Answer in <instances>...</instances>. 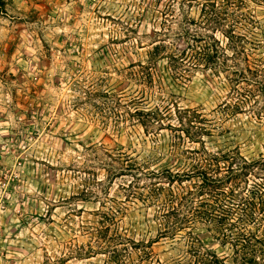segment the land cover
Returning <instances> with one entry per match:
<instances>
[{
  "label": "rangeland",
  "instance_id": "1",
  "mask_svg": "<svg viewBox=\"0 0 264 264\" xmlns=\"http://www.w3.org/2000/svg\"><path fill=\"white\" fill-rule=\"evenodd\" d=\"M204 1L194 2L192 16ZM179 3L5 0L0 264H198L185 231L163 233L157 206L125 189L130 176L112 174L126 163L121 155L140 162L153 155L152 169L189 166L186 150L201 145L178 140L180 132L170 127L179 125L177 107L209 120L211 135L203 137L209 150L264 155V95L255 93L233 111L225 102L248 92L234 93L224 75L202 69L176 85L166 56L182 40L175 39L179 26H166L165 17ZM230 11L244 17L238 30L260 43L254 52L262 58L264 0H245ZM217 37L227 42L221 32ZM136 97L144 100L141 109L160 113L163 128L156 123L145 131L133 116ZM193 232L198 250L232 261L233 246L217 230L197 225ZM133 242L145 246L133 250Z\"/></svg>",
  "mask_w": 264,
  "mask_h": 264
},
{
  "label": "trees",
  "instance_id": "2",
  "mask_svg": "<svg viewBox=\"0 0 264 264\" xmlns=\"http://www.w3.org/2000/svg\"><path fill=\"white\" fill-rule=\"evenodd\" d=\"M196 1L180 0L179 9L168 6L165 25L179 26L175 39L182 40L181 45L168 50V70L179 86L190 80L192 72L202 69L224 75L234 93L243 96L242 90L248 92L233 103L225 102L226 110L235 111L255 93L264 95V56L258 58L254 52L260 43L245 38L238 30L244 17L230 11L244 5L245 0H225L226 3L205 0L199 4V14L194 17L191 11ZM4 10L5 0H0V13ZM217 32L227 40L225 44ZM242 83L250 86L244 87ZM85 92L89 97L97 94ZM101 96L108 97L105 93ZM133 103V116L146 132L148 127H157L156 123L163 128L160 113L146 107L141 109L144 100L140 97L134 98ZM176 114L179 125L170 127L180 132L178 140L184 141L186 137L201 145L199 150H186L190 154L186 157L187 168L152 169L149 165L157 159L153 155L141 162L121 155V161L126 163L116 167L112 174L130 176L125 189L143 204L157 206L163 233L173 235L185 231L189 248L194 252L191 254L198 264H264V155L248 158L238 148L211 151L203 140L204 136L211 135L205 115L184 107H177ZM197 225L217 230L232 244L235 253L232 261L220 258L215 252L198 250L199 240L193 232ZM141 245L145 243L133 242L131 248L137 250Z\"/></svg>",
  "mask_w": 264,
  "mask_h": 264
}]
</instances>
